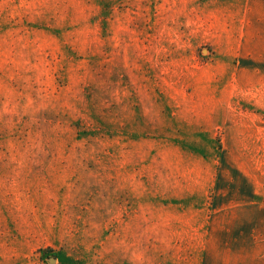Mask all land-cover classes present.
<instances>
[{
    "label": "rangeland",
    "instance_id": "1",
    "mask_svg": "<svg viewBox=\"0 0 264 264\" xmlns=\"http://www.w3.org/2000/svg\"><path fill=\"white\" fill-rule=\"evenodd\" d=\"M250 2L0 0V264H246Z\"/></svg>",
    "mask_w": 264,
    "mask_h": 264
},
{
    "label": "crops",
    "instance_id": "2",
    "mask_svg": "<svg viewBox=\"0 0 264 264\" xmlns=\"http://www.w3.org/2000/svg\"><path fill=\"white\" fill-rule=\"evenodd\" d=\"M248 8V28L253 36L248 49L246 60L240 61L248 69L252 70L264 85V0H252ZM264 191L257 188L254 182L253 188L228 190L218 197V205L223 204L222 209L232 208L237 204L240 216L237 218V230H246L247 245L250 246V258L246 264H264ZM231 198V200H229ZM235 208V207H234ZM242 215H245L243 218ZM242 238V237H240ZM256 248V249H255Z\"/></svg>",
    "mask_w": 264,
    "mask_h": 264
}]
</instances>
